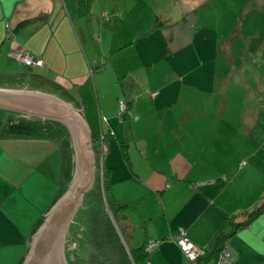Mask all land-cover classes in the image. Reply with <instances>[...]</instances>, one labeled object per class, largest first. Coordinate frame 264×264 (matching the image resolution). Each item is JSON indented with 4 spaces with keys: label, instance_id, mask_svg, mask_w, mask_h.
<instances>
[{
    "label": "crops",
    "instance_id": "0c3cea01",
    "mask_svg": "<svg viewBox=\"0 0 264 264\" xmlns=\"http://www.w3.org/2000/svg\"><path fill=\"white\" fill-rule=\"evenodd\" d=\"M97 1H92L88 15H82L76 0H0V76L13 80L15 87L28 88L31 82L56 90L63 100L36 91L82 112L93 136L94 160L112 157L111 163L115 149L119 154L120 162L115 163L121 167L103 171L102 193L110 195L106 204L98 186L83 206V221L105 219L113 235L108 240L93 238L88 230L80 234V244L70 245L72 259L79 245L85 252L79 264H100L94 253L88 254L93 244L100 248L106 243V249L115 251L113 257L120 258L152 240L159 245L149 255L150 264H189L172 242L180 231L206 250L225 219L243 222L264 199V181L256 186L264 180V159H256L264 140L252 139L250 126L239 132L244 125H193L202 109L214 111L208 107L216 96L217 55L231 62L238 50L234 41L242 40L239 54L245 57L248 44L261 41V32L241 39V24L226 40L218 39L198 15L218 0H174L164 21L145 0H117L93 15ZM193 1L204 2L187 10L185 4ZM254 8L263 13L264 2L259 0ZM12 54H26L42 67L27 68ZM12 62L25 67V73L10 70ZM101 67L103 72H96ZM110 91L115 99L111 103L106 99ZM202 95L208 99L204 108ZM119 101L127 107L123 121L116 114ZM26 121L28 125H9L7 116H0V264L24 263L31 237L73 176V151L58 130L64 127ZM125 122L129 125L123 132ZM226 157L236 163L230 169L217 167V159ZM204 158L205 164L200 162ZM109 205L127 248L110 222ZM226 246L233 264H264V212L237 230Z\"/></svg>",
    "mask_w": 264,
    "mask_h": 264
},
{
    "label": "rangeland",
    "instance_id": "374dc122",
    "mask_svg": "<svg viewBox=\"0 0 264 264\" xmlns=\"http://www.w3.org/2000/svg\"><path fill=\"white\" fill-rule=\"evenodd\" d=\"M148 7H150L153 11H155L157 17L161 20L164 21L167 17L168 14H170L171 9L173 8V5L175 6L177 1L174 0H145ZM259 0H218L216 1L213 5L202 9L199 11V21L201 22L202 25H208L210 27H213L217 38L218 39H224L226 40L229 35L231 34L232 31L235 30L237 26H241L243 24V29H242V38H247L248 36L253 35L255 32L260 31L261 32V41L255 42V45H253V42L248 44V50L245 51V54L242 57L239 54V49L244 45V41L242 40H235L234 45L238 50L234 52L233 58L230 62V59L224 61V55L220 54L217 55V66H216V71H217V88H216V93L215 97L210 99L212 101V105L208 107L209 110H213V113H203L206 112V110L202 109L199 119L195 120L193 125H244V126H239L238 131L241 132L245 128L251 129L252 128V139L254 140H264V11L263 13L255 12L254 6H257V2ZM264 2V0H261ZM204 1L197 2L193 1L191 3L185 4L187 10L189 7V10H192L195 8V6L198 3H203ZM117 4V0H99L95 2L92 6L91 9V14L97 15L100 12H103V8L106 10L107 8H111L114 5ZM194 4V7H193ZM245 7H248V11H244ZM91 8V7H90ZM174 9V8H173ZM220 40V41H221ZM256 46V48L254 47ZM262 49L259 51V49ZM242 57V58H240ZM106 61V59H105ZM12 66V67H11ZM11 66H9L10 70H14L15 73L18 74H24L26 71L25 67H21L18 65L16 62H12ZM105 68V67H104ZM103 67L98 69L96 72H103ZM108 70V68H107ZM108 73V71H107ZM46 77V76H45ZM49 77V76H48ZM47 77V78H48ZM0 84L3 85H9V86H14L16 83L11 80V79H6L5 76H0ZM225 87V90L223 91ZM28 88L34 89V90H39L45 93H52L55 94V96L61 98L63 100V96L57 92L56 90L49 89V87L43 83H35L32 84L31 82H28ZM109 90V89H108ZM107 101L111 103L114 99L112 92H107ZM60 99V100H61ZM151 99V98H149ZM203 103H201V107L204 105V101H208L206 96L202 95L199 97ZM117 113V111H116ZM3 114L5 115V112L0 111V116L3 117ZM196 115L198 113L195 112ZM196 115H193V118L195 119ZM158 116V118H157ZM186 116V115H185ZM151 120L153 119V115L151 114ZM118 119H121L120 117L117 116ZM155 118L156 121L159 119V113L155 112ZM12 117H9V122L13 121ZM21 123L24 125H28V121L22 120L20 118ZM103 120V119H102ZM105 121V119H104ZM155 121V120H154ZM114 125H117L116 123ZM120 125V124H119ZM123 132H126L128 130L129 125L127 122L123 123ZM54 127H57L53 125ZM249 126L251 128H249ZM48 127V126H47ZM59 133H64L65 137H67V141H69L70 146V138L69 135L64 128L58 127ZM57 131V130H56ZM51 130V133L56 132ZM112 133V132H111ZM117 133V131H116ZM115 133V134H116ZM114 134V132L112 133ZM114 134V135H115ZM194 134V135H193ZM198 132L192 133V137L197 136ZM63 135V134H62ZM239 138V137H237ZM236 139V138H235ZM113 145L117 146L115 141H112ZM72 148V147H71ZM126 146L122 147L123 150H125ZM249 148L252 150V146L250 144ZM261 150L257 154V158L259 161L261 159H264V144L263 147H260ZM114 158L113 161L110 160L112 157L109 159V161H106V157H100L96 156L95 160V174H94V186L91 191H89L83 201V206H87V203L89 201L88 196L94 195V193L97 192V187H100V194L102 201L106 204V201H108L109 198V193L108 191H105V193H102L101 185H102V178H103V171H107L110 167L108 166H114L115 167H121L122 163L116 164L115 162L119 161V154H116V149L114 152ZM101 161H100V160ZM235 159L230 157H226L223 159L218 158L217 161L215 162L216 166L221 168V169H230L232 165H234L236 162H234ZM200 162L203 164L207 163V160L200 159ZM209 163V162H208ZM244 165V163L238 164V166L241 168ZM238 170V169H237ZM107 173V172H106ZM104 180H106L104 178ZM264 180L259 181L257 183V187H260ZM107 190V189H106ZM261 200L258 205L255 207V209L261 205L263 202ZM108 205V204H107ZM110 208V222L113 225L114 231L117 234L118 239L124 246V248H127L128 243L126 241V236H122V234L116 229L114 226V221H113V216L114 214L112 213V206L109 205ZM248 214V213H246ZM83 208L79 209L76 217L74 218V225L76 222H81L84 223L88 233L91 230H96L95 234L99 238L102 236L108 237L107 239L109 240L113 233L111 232V228L106 226V220H97L93 223L90 224L86 223L84 218L86 217ZM72 225V226H74ZM76 231H72L71 233L70 230L74 228H69V232L67 235V240L71 239L74 235L73 233H78L79 235H82V232H79V229L81 228L79 225H75ZM94 233L92 235H95ZM144 238V237H142ZM141 238V239H142ZM103 241V240H102ZM80 244V243H78ZM110 245L113 246V243H110ZM115 245V244H114ZM80 246V245H79ZM106 243L104 245L101 244V249L96 245L93 244L89 247L88 249V254L94 253L97 258L100 260V264H113L115 261H121L122 264H126L125 262L127 261L128 264H131V253L126 252L128 255L126 257H113V254L115 251L112 249L108 250L105 248ZM116 246V245H115ZM67 248V247H66ZM83 248V247H82ZM130 248V247H129ZM133 250V249H130ZM80 253H81V248H80ZM85 253V252H84ZM70 256L69 251H65V256ZM82 255V254H81ZM152 256V255H151ZM186 259V258H185ZM231 263L233 264V256L229 257ZM151 260L153 258L151 257ZM187 260V259H186ZM80 263V261H79ZM210 264V263H209Z\"/></svg>",
    "mask_w": 264,
    "mask_h": 264
},
{
    "label": "water",
    "instance_id": "95a60500",
    "mask_svg": "<svg viewBox=\"0 0 264 264\" xmlns=\"http://www.w3.org/2000/svg\"><path fill=\"white\" fill-rule=\"evenodd\" d=\"M24 86V81L20 78ZM0 111L25 120L55 122L69 135L73 151V176L67 191L56 201L31 237L23 264H68L65 251L70 226L85 195L94 186L95 160L92 133L82 112L55 96L27 87L0 84ZM71 246L69 244L68 250Z\"/></svg>",
    "mask_w": 264,
    "mask_h": 264
},
{
    "label": "trees",
    "instance_id": "16d2710c",
    "mask_svg": "<svg viewBox=\"0 0 264 264\" xmlns=\"http://www.w3.org/2000/svg\"><path fill=\"white\" fill-rule=\"evenodd\" d=\"M76 1L78 3V8H79L80 13L82 15H88L93 0H76ZM26 22L27 21L20 23V26L24 25ZM127 115H128V112L121 117V120L122 121L126 120ZM98 138H99V136H98ZM98 138H97V140H98ZM104 185H106V183H104ZM261 203L262 204L259 205L256 209L254 208L252 211H250V212H248V214H246V218L243 222H235L234 221L235 219H225V221L222 225V228L219 231L217 237L214 239V241L211 243V245L208 247V249L204 250V255L199 258L198 263L199 264H209V263L212 264V263H214L219 252L223 248H227L226 244H227L228 240L231 238V236L234 235L235 232L237 230H239L240 228L249 226V224L255 218H257L260 214H262L264 212V201ZM90 224H91V222H90ZM75 225H79L81 228L84 227L85 231L82 232V236L87 235L86 234L87 228H86L84 223H81L79 221V222H76ZM74 226H72V228H74V231H76V227H74ZM81 228L79 229L80 233H81ZM72 231H73V229L71 230V232ZM71 232H69V233H71ZM95 232H96V230H91L90 236L95 238V236H96ZM93 233L95 235H92ZM79 241L80 240H77L76 242L79 243ZM144 246L145 245H143L142 247H140L138 249L131 251L130 257H131L133 264H147V262H149V254L145 253ZM80 248L81 247L79 246L78 251L76 253L74 252V254H76L74 257L77 261L76 264H79L80 259L83 258L81 254L84 251L82 250L80 253V251H79ZM227 250H228V248H227ZM229 257H230V255H229Z\"/></svg>",
    "mask_w": 264,
    "mask_h": 264
},
{
    "label": "built area",
    "instance_id": "2783aa9c",
    "mask_svg": "<svg viewBox=\"0 0 264 264\" xmlns=\"http://www.w3.org/2000/svg\"><path fill=\"white\" fill-rule=\"evenodd\" d=\"M15 61L19 64L24 65L27 68H38L42 67V63L40 61H36L34 58L26 55V54H12L10 55ZM127 113L126 104L123 101L118 102L117 106V116L122 117ZM99 140H103V134H99ZM172 242L178 247L183 256L187 259L189 264H199L198 260L200 257L204 255V250L197 248L193 245L186 237L184 231H180L179 236L172 239ZM159 243L149 240L145 243L144 251L147 254H151L158 247ZM150 264V262H147ZM212 264H231L229 260V252L227 248H223L214 263Z\"/></svg>",
    "mask_w": 264,
    "mask_h": 264
},
{
    "label": "flooded vegetation",
    "instance_id": "af4514ba",
    "mask_svg": "<svg viewBox=\"0 0 264 264\" xmlns=\"http://www.w3.org/2000/svg\"><path fill=\"white\" fill-rule=\"evenodd\" d=\"M6 116H7V118H8V120H9V117H12L13 119V121H11V122H9L8 121V123H9V125L10 124H12V123H19L21 120H20V118L18 117V116H16V115H14V114H9V113H6L5 114ZM23 120V119H22ZM33 120V119H32ZM35 123L37 124V125H39L38 123H40V122H37L36 120H35ZM42 124H44V123H42ZM71 228H72V226H71ZM73 231H74V229H73ZM70 232H71V230H70ZM72 235H74L71 239H68L67 240V248H66V250L67 251H69L68 250V247H69V244L71 245V244H73L75 241H77V240H79L80 239V235L78 234V233H74V234H72ZM70 252V251H69ZM66 259H67V262H68V264H76L77 263V261H76V259L74 258V259H72L71 258V254H70V256H67L66 255Z\"/></svg>",
    "mask_w": 264,
    "mask_h": 264
}]
</instances>
